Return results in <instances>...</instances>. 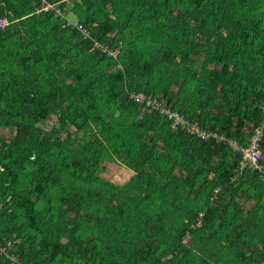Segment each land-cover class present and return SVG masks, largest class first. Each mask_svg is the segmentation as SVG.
<instances>
[{"label": "trees", "instance_id": "obj_1", "mask_svg": "<svg viewBox=\"0 0 264 264\" xmlns=\"http://www.w3.org/2000/svg\"><path fill=\"white\" fill-rule=\"evenodd\" d=\"M1 18L0 245L22 264H264L261 174L131 98L246 144L264 119V0H0Z\"/></svg>", "mask_w": 264, "mask_h": 264}, {"label": "built area", "instance_id": "obj_2", "mask_svg": "<svg viewBox=\"0 0 264 264\" xmlns=\"http://www.w3.org/2000/svg\"><path fill=\"white\" fill-rule=\"evenodd\" d=\"M41 11H54L56 16H61L65 21V27H71L75 29L82 30L80 23L73 19H69L63 14L58 7V5L50 4L46 1H43L41 6ZM9 25L7 18L0 19V31L4 30ZM103 51L107 52L109 56L118 57L120 51L118 49L113 50L108 47L103 48ZM131 98L145 111L151 113H158L164 119L171 123V127L176 131H186L191 136L207 140H214L218 143H224L229 145L233 151L241 154V166L236 175H242L245 170L257 171L261 174V178L264 180V166L260 165V161L263 158V150L261 144L264 143V119L259 126H257L249 136L246 144H240L236 140L230 139L217 131L202 128L197 122L190 121L185 118L179 112L173 110L171 107L167 106L163 100H160L155 97L147 96L144 93H134L131 95ZM264 114V109H263ZM219 190L216 191V196ZM0 254H5L9 258L12 264L21 263L19 257L15 254H11L9 250L0 245Z\"/></svg>", "mask_w": 264, "mask_h": 264}, {"label": "rangeland", "instance_id": "obj_3", "mask_svg": "<svg viewBox=\"0 0 264 264\" xmlns=\"http://www.w3.org/2000/svg\"><path fill=\"white\" fill-rule=\"evenodd\" d=\"M66 17H68L69 19L73 20H77L73 15L71 14H67ZM203 59V54H200L198 57H197V60L200 62L202 61ZM213 67V66H212ZM166 101V100H165ZM167 103V102H166ZM53 122L54 120L52 121H49L46 125H45V128L46 129H51L53 127ZM14 135V130L12 128H6L4 129L1 134H0V141L2 140H6V141H9ZM104 168L102 169V172H101V176L104 177V178H108L109 180L119 184V185H122L128 181L131 180V177H132V173L131 171H126L125 169H123L121 166H118V165H115V164H111L109 162H105L104 163ZM254 203H251V204H245V209H250L252 208V205ZM21 264V263H19Z\"/></svg>", "mask_w": 264, "mask_h": 264}, {"label": "clouds", "instance_id": "obj_4", "mask_svg": "<svg viewBox=\"0 0 264 264\" xmlns=\"http://www.w3.org/2000/svg\"><path fill=\"white\" fill-rule=\"evenodd\" d=\"M156 98V97H155ZM2 246V245H1ZM12 254V253H11ZM13 254H15V253H13ZM15 255H17V254H15ZM18 256V255H17ZM21 264H22V262H21Z\"/></svg>", "mask_w": 264, "mask_h": 264}]
</instances>
